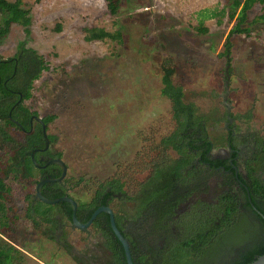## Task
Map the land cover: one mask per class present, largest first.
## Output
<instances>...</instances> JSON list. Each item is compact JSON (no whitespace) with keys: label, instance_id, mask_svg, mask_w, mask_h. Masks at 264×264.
<instances>
[{"label":"rangeland","instance_id":"rangeland-1","mask_svg":"<svg viewBox=\"0 0 264 264\" xmlns=\"http://www.w3.org/2000/svg\"><path fill=\"white\" fill-rule=\"evenodd\" d=\"M20 1L32 17L31 33L12 25L0 42V59L14 57L23 44L49 62L50 70L33 82L32 96L24 104L39 117L55 115L46 130L57 137L52 147L62 151L68 177L87 180L79 186L83 189L71 190L74 197L86 198L91 181L106 180L118 165L128 164L129 175L136 178L147 168V163L132 162L136 154L153 157L160 138L173 131L169 100L160 94L162 61L175 64L172 79L183 88L185 100L201 113L217 111L218 117L229 65L233 105L243 110L253 102L254 123L264 125V24L252 22L260 6L250 11L245 23L250 34H235L225 54L228 33L237 21L228 16L227 0H121V11L114 16L104 0ZM57 25L59 32L54 30ZM84 27L121 30L123 42H89ZM35 174L31 181L8 180L13 189L9 203L19 217L12 243L22 250L23 264H35L36 259L74 264L67 255L55 254L53 244L25 220L24 197L40 179ZM246 220L242 216L238 227L225 234V248L215 242L196 264H224L233 257L231 241L237 230L254 233ZM0 237L7 238L1 232Z\"/></svg>","mask_w":264,"mask_h":264},{"label":"flooded vegetation","instance_id":"flooded-vegetation-1","mask_svg":"<svg viewBox=\"0 0 264 264\" xmlns=\"http://www.w3.org/2000/svg\"><path fill=\"white\" fill-rule=\"evenodd\" d=\"M229 95L230 89L226 99L230 109L229 113L224 105L219 117L217 111L203 112L212 113L215 118H221L217 126L220 131H212L207 135L208 140L215 142L210 148L209 144L199 141L202 146V156H197L192 164L180 168L181 177L174 182L172 194L165 195L161 192L160 187L167 180L157 178L156 175L159 170L181 158L173 147L168 150H162V147H159V150L150 158H146L147 153L141 151L144 156L138 157L136 154L132 160L137 165L147 163V168L144 167L141 174L137 173L134 178L129 175L128 164L127 166L118 165L115 167L114 174L106 180L91 181L85 192L86 198L82 194H80L81 198L73 196L71 190H79L81 188L79 186L87 183L85 182L87 180L77 182V178L68 177V167L62 155L60 159L65 163L67 170L64 178L56 182L60 186L57 187L51 183H47V186L44 184L41 193L48 198L68 197L74 200L76 203L75 218L81 226L74 225L73 206L66 201L56 203L58 207L52 216H49L48 212L45 215L35 214L34 206L44 203L41 200H34L37 183L46 177H51L52 174L56 175L54 178H59L62 174L60 165L50 164L57 166L53 169L49 168L50 165L44 166L48 160L52 159L45 154V151L53 145L50 143L46 150H38L34 153V158L39 153L35 160L40 166L33 164L37 170H42V173H38L40 179L35 183L33 193H26L24 197L25 220L31 223L33 232L44 241L53 244L55 254L67 255L74 264H114L116 253L122 254L123 264H127L123 246L112 228L108 212L98 213L92 222L87 224L97 208L108 207L112 211L117 229L128 242L133 264H170L171 255L169 253L174 252L178 247L186 249L184 255L190 260L188 264H194L195 251H200V253L206 251L210 247V238H212L210 225L206 223V225L199 226L203 230L202 236L199 233L194 236L192 220L195 216L194 208L201 215H208L209 206L217 204L221 196L229 193L238 195L237 215L239 218L244 214L249 223L250 219H254L253 216L264 220L254 209L256 208L263 214L264 196L255 197L258 206L251 197L255 193L256 184L264 186V125L258 126L254 123L255 115L252 110L255 104L253 102L251 107L246 106L243 110H236ZM21 99L22 96L19 100ZM37 118L43 122V117L31 113L29 117L31 127L35 123L41 124ZM256 121L261 122L260 118H256ZM210 122L215 124L212 120ZM213 129L212 127L211 130ZM186 137L188 141L194 138L191 133ZM219 141L226 142L220 145ZM195 144H198V141ZM32 151L28 152L30 158ZM31 180L32 178L27 181ZM109 180H111V185L105 184L102 190L99 187L100 184ZM171 180L172 177L168 179V181ZM174 202L176 206L172 210ZM244 204L248 206H243ZM28 208L33 218L38 221L36 227L27 217ZM39 208L47 209L40 206ZM213 217L215 218L213 224L218 226L222 214L220 217L213 214ZM49 218L54 220V228H51V223L47 220ZM238 225L239 222L229 231L236 229ZM16 226L17 224L10 228L16 231ZM242 233L243 231L237 230L236 236L231 241L232 244L240 243L246 238V235ZM14 236L15 232L12 237H9L10 241L7 238L4 240L17 250L20 263L14 260L10 264H23L22 250L12 243ZM223 239L222 236L219 237V244ZM214 240L215 238L212 242ZM248 245L250 247L251 242ZM35 264L45 263L36 259Z\"/></svg>","mask_w":264,"mask_h":264},{"label":"trees","instance_id":"trees-1","mask_svg":"<svg viewBox=\"0 0 264 264\" xmlns=\"http://www.w3.org/2000/svg\"><path fill=\"white\" fill-rule=\"evenodd\" d=\"M104 1L107 12L110 15L114 16L120 13L121 0ZM36 2H40V0H36ZM257 5L260 6L261 13L254 16L252 22L264 24V0H227L228 16L230 20L237 17V21L228 33L225 54L232 48V37L235 34H250L251 30L245 23L249 21L248 16L250 11ZM236 12H239L238 16H236ZM0 13V42L9 34L14 24L21 25L27 34L31 33L32 17H30L29 10L21 7L20 0L12 2L9 0H0ZM193 28L201 33L208 32L206 27L194 26ZM60 29V25L54 28L58 32ZM83 31L85 32V39L89 42L105 40L114 41L119 44L123 42V32L121 30L113 31L107 30L104 27H84ZM159 66H161L162 82L160 94L169 100L172 113L171 117L175 122V127L171 133L161 137L158 144L160 148L162 147V150H168L170 147H173L181 155V158L167 165L166 168L159 170L156 175L157 178L167 180L163 182L164 184L160 187V190L165 195H170L173 192L172 186L174 182L181 177L180 168L192 164L194 158H197V156H202V146L199 144V141H204L206 144H209V148L211 144L215 143L208 140L207 135L213 131L211 130L212 127L216 130L221 122V118H215L212 113H201L194 102L185 100L183 88L181 85L173 82L172 76L175 73L176 67L172 61H162L159 63ZM48 70H50V65L45 57L30 47H24L23 44L20 45V51L14 57L0 59V232L1 234H5L8 239L15 232V229L10 227L15 226L18 221V216L14 214L15 207L9 203L13 199V189L8 180L14 182L27 181L31 178L34 179L35 173H42V170L36 169L28 155V152L44 146L42 125L35 123L33 127L30 126L29 117L31 113L38 114L36 111H30L24 104V101L32 96L31 90L33 89V82L42 75L43 71ZM20 96H22L21 100H19ZM17 101L19 102L17 103ZM211 114L213 116L212 118ZM54 119L55 115L53 114L43 117V123L46 124L47 130L48 124ZM211 120L215 124H212L210 122ZM189 133L193 134L194 138L188 141L186 136ZM48 137L51 144L57 142L56 136L48 134ZM197 141L198 144H195ZM225 142L219 141L218 144L222 145ZM45 154L52 159L62 158V151L53 147H49L45 151ZM38 155L39 153H37L35 159H37ZM56 167V165L49 166L50 169ZM51 177L54 178L56 175L52 174ZM171 177L172 180L168 181ZM76 180L77 182H83L84 178L80 177ZM51 184L57 187L60 186L56 182ZM105 184L111 185V180L100 184L99 187L103 190ZM262 187L264 188V186ZM262 187L256 184L254 188L255 193L251 196L256 206H258V203L255 197L259 195L264 196V189ZM237 196L229 193L221 196L217 204L209 206V216L206 214L203 216L195 208L193 209V214L195 215L192 218L194 236L197 233L202 236L203 230L199 226L205 223L210 225L212 232L210 247L202 253L195 251L194 264L213 248L215 242L219 244L220 236L224 238L225 234L238 224L240 218L237 215L239 210ZM39 206L47 209L43 210ZM175 206L176 202L173 203L172 210ZM243 206L248 205L244 204ZM57 207L58 204L39 203L33 209L35 214L45 215L48 212V215L52 216ZM262 213L264 214V210H262ZM213 214L217 217H220L222 214L221 222L218 226H215V223L213 224V220L215 219ZM27 217L32 220L35 227L38 226V221L33 218L29 208L27 209ZM253 217L254 219H250V221L252 223L251 228H254V233L243 231L242 235H246V238L242 239L240 243L231 244L233 245L234 252L235 250L236 252L233 257L226 259L224 264H250L256 257L264 254V220L258 216ZM47 220L51 223V228H54V220L52 218ZM213 238H215L214 242H212ZM249 242H251L250 247H248ZM220 244L225 248L223 240ZM184 251H186L185 248L178 247L174 252L169 253L171 255L169 258L170 264H176V262L177 264H188L190 260L184 255ZM17 259L19 260L17 250L9 242L0 237V264H10ZM114 264H123L122 254H115Z\"/></svg>","mask_w":264,"mask_h":264},{"label":"water","instance_id":"water-1","mask_svg":"<svg viewBox=\"0 0 264 264\" xmlns=\"http://www.w3.org/2000/svg\"><path fill=\"white\" fill-rule=\"evenodd\" d=\"M229 67V65H228ZM226 68L225 69V75H226V81H225V84H224V93L222 94V98H223V104L224 106L227 107V113H229V106H228V103L226 101L227 99V94L229 93V87H228V84H229V78H230V73H229V68ZM10 114V112H9ZM38 121L42 124V131H43V137H44V146L43 148L41 149H34L31 153V158H32V161L33 163L36 165V166H40L35 158H34V153L38 150H46L48 147H49V144H50V139L48 137V133L46 132V124H44L41 119L37 118ZM16 124L19 125L18 122H16ZM50 164H57V165H60L62 167V174L59 178H51V177H46L42 180H40L37 185H36V193H35V196H34V200H41L42 202L46 203V204H56L60 201H66V202H69L72 204L73 206V220H74V225H77V226H81L78 221L76 220L75 218V211H76V203L74 200H72L71 198H68V197H62V198H48V197H45L42 195L41 193V188L44 184H47V183H55V182H60L65 174H66V170H67V167L65 165V163L60 159V158H54V159H50L48 160L44 166H48ZM255 211H257V213L263 217L264 219V216L263 214H261L256 208H254ZM102 211H105V212H108V214L110 215V219H111V225H112V228L113 230L115 231V234L117 235L119 241L121 242L122 246H123V250H124V255H125V259H126V262L127 264H133L132 263V260H131V256H130V250H129V245H128V242L123 238L121 232L117 229L115 223H114V218H113V214H112V211L108 208V207H101V208H97L94 213L91 215L89 221L87 224L91 223L92 220L96 217V215ZM250 264H264V254L263 255H260L258 257L255 258V260L250 263Z\"/></svg>","mask_w":264,"mask_h":264}]
</instances>
